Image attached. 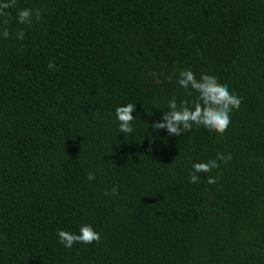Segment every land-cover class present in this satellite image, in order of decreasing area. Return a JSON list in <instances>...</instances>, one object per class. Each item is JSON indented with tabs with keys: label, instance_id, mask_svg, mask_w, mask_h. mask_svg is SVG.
Segmentation results:
<instances>
[{
	"label": "trees",
	"instance_id": "1",
	"mask_svg": "<svg viewBox=\"0 0 264 264\" xmlns=\"http://www.w3.org/2000/svg\"><path fill=\"white\" fill-rule=\"evenodd\" d=\"M25 7L40 19L17 23ZM8 13L0 264H264V0H16ZM182 69L242 99L223 134L151 128L171 98L195 99ZM129 102L124 137L115 108ZM219 154L231 159L191 184L192 163ZM80 223L100 241L65 249L57 230Z\"/></svg>",
	"mask_w": 264,
	"mask_h": 264
},
{
	"label": "clouds",
	"instance_id": "2",
	"mask_svg": "<svg viewBox=\"0 0 264 264\" xmlns=\"http://www.w3.org/2000/svg\"><path fill=\"white\" fill-rule=\"evenodd\" d=\"M15 4L16 0H0V17H7L8 10ZM33 16L39 20L41 11L36 9L34 12L33 9L27 7L16 10V20L19 24H31ZM3 24H7L6 19L3 20ZM10 35L11 33L6 26L0 27V39L7 40ZM15 38L23 40L25 38L24 31H18ZM47 67L52 70L55 68V64L50 62ZM177 83L189 95L195 94V99L191 103L181 101L178 104L175 97L171 98L167 104V111H162L159 118L152 121L151 128L156 131L164 130L169 136L175 137L190 132L194 125L203 127L209 133L223 134L231 122L230 114L234 109H239L242 99L231 92L227 85L219 83L214 75L201 73L197 77L191 69H182L177 77ZM136 107V104L129 102L115 108L117 131L124 137L132 135L135 131L133 112ZM226 159H231V157L219 154L218 159H209L206 163H192L189 182L194 185L197 184L200 180V174L210 173L219 167L218 161ZM87 179L89 181L94 180V174L90 172ZM216 180V177L209 176L207 182L208 184H215ZM105 194L108 195L109 193ZM111 195H118V187H112ZM56 236L59 244L65 249H71L74 244L89 245L93 242H99L101 238L100 233L90 223H80L76 231L61 228L57 230Z\"/></svg>",
	"mask_w": 264,
	"mask_h": 264
}]
</instances>
